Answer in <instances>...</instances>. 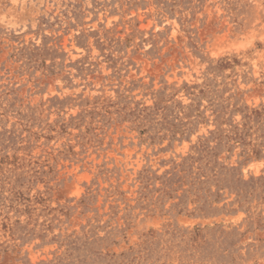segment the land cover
Instances as JSON below:
<instances>
[{
  "label": "rangeland",
  "instance_id": "rangeland-1",
  "mask_svg": "<svg viewBox=\"0 0 264 264\" xmlns=\"http://www.w3.org/2000/svg\"><path fill=\"white\" fill-rule=\"evenodd\" d=\"M0 264H264V0H0Z\"/></svg>",
  "mask_w": 264,
  "mask_h": 264
}]
</instances>
